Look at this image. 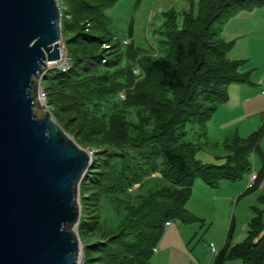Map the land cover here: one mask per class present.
I'll list each match as a JSON object with an SVG mask.
<instances>
[{
  "label": "trees",
  "instance_id": "16d2710c",
  "mask_svg": "<svg viewBox=\"0 0 264 264\" xmlns=\"http://www.w3.org/2000/svg\"><path fill=\"white\" fill-rule=\"evenodd\" d=\"M115 1L57 0L60 39L71 65L49 69L40 79L50 116L92 151L78 184L76 228L85 234L100 230L102 238L85 243L94 255L82 252L81 264H149L165 224L195 219L184 208L193 180L215 187L219 180L238 179L251 167L249 154L258 159L256 175L239 194L258 189L256 202L264 206V155L257 145L264 122L244 138L226 140L220 163L194 157L214 103L223 101L229 83L246 80L240 61L226 57L229 43L216 36L219 26L264 0H187L180 13L162 12L161 54L155 55L132 45L131 24L121 50L105 26L104 10ZM106 41L113 42L107 55L101 47ZM187 123L196 125L194 141L184 139ZM105 205L111 218L102 216ZM251 207L243 239L232 243L230 219L212 264H264V207Z\"/></svg>",
  "mask_w": 264,
  "mask_h": 264
},
{
  "label": "water",
  "instance_id": "95a60500",
  "mask_svg": "<svg viewBox=\"0 0 264 264\" xmlns=\"http://www.w3.org/2000/svg\"><path fill=\"white\" fill-rule=\"evenodd\" d=\"M56 0H0V264H78V182L90 161L36 100L59 58Z\"/></svg>",
  "mask_w": 264,
  "mask_h": 264
},
{
  "label": "rangeland",
  "instance_id": "374dc122",
  "mask_svg": "<svg viewBox=\"0 0 264 264\" xmlns=\"http://www.w3.org/2000/svg\"><path fill=\"white\" fill-rule=\"evenodd\" d=\"M195 1L192 0L194 4ZM186 7L187 0H116L104 10L106 16L105 26L112 37L120 44L121 50H124L126 47L124 43L129 40L127 27L131 24L130 39L132 45L150 51L151 54L155 55V52L160 48L158 43L163 39V36L159 34L163 22L161 13L168 9L180 13ZM176 23L177 26H180V14L177 16ZM216 36L229 43L226 57L240 61L238 71L246 77V80L240 83H229L225 87V98L223 101L214 103L213 110L205 122V136L201 138L194 157L200 162L214 164L220 163L222 159L219 157L226 154V140L233 135L244 138L250 133L258 131L264 122V94L261 93L264 89V5L250 10L233 12L220 24ZM59 38L61 37L59 36ZM112 43L108 41L109 48H107V41L101 43L104 54L109 53ZM157 53L161 54L159 51ZM48 70H44L39 75L37 88L40 87L42 75ZM51 72H56V70H51ZM40 105L43 109H47L43 104ZM50 117L56 124L53 117ZM57 127L60 128L58 125ZM61 130L72 139L70 132L67 133L64 129ZM185 131V140H196V125L187 123ZM257 145L264 155V135H259ZM78 146L90 153L92 152L87 146ZM248 159L251 167L247 173L241 174L238 179L219 180L215 187L206 185L199 178L193 180L191 192L184 203V208L194 215L195 219L188 222L173 219L168 226H164L162 233L166 229H172L175 231L176 237L168 235L169 240L167 239V246L165 247L160 246V238L158 239L156 247L158 249L162 248L164 252L161 254L163 259H167L168 255L173 257V253L179 251L181 253L179 254L180 261L183 264H212L213 257L209 254L207 244L210 242L215 248L221 246L228 221L233 220V239L237 233L246 230V222L252 215L251 206L264 207L256 202L258 189L239 194L246 186L248 173L250 171L254 172L253 168H256L258 164V159L256 160L252 154H249ZM156 174L154 173V175ZM135 186H132V188ZM102 216L112 217L109 205L104 206ZM110 222L107 220L106 224ZM74 230L80 242L78 264H81L82 255L86 252V247L83 246L95 238L101 239L102 231L98 230V232L85 234L82 231L79 232L76 225ZM86 253L88 257L94 255L93 252ZM153 255L152 253L150 259ZM90 260H88V264H91ZM231 262L240 264L238 259L225 261L224 264ZM152 264H154L153 261ZM155 264H164V260L163 262L157 260Z\"/></svg>",
  "mask_w": 264,
  "mask_h": 264
},
{
  "label": "built area",
  "instance_id": "2783aa9c",
  "mask_svg": "<svg viewBox=\"0 0 264 264\" xmlns=\"http://www.w3.org/2000/svg\"><path fill=\"white\" fill-rule=\"evenodd\" d=\"M57 42H58V54H59L58 56H59V58H57L55 60L45 61V70L46 69H56L58 71H65L71 65L70 59L67 55L66 48L64 47L63 42L61 41L60 38H58ZM261 93L264 94V89L261 91ZM44 99H45V95H44L43 91L41 90V88L38 87L37 91H36V100L39 102V104H43L44 107H46ZM255 175H256L255 170H254V172L250 171L248 173L247 183H246L245 188L251 186V184L253 183V180L255 179ZM207 246L209 249V254L211 256H214L217 252V248H215L212 243H208Z\"/></svg>",
  "mask_w": 264,
  "mask_h": 264
},
{
  "label": "crops",
  "instance_id": "0c3cea01",
  "mask_svg": "<svg viewBox=\"0 0 264 264\" xmlns=\"http://www.w3.org/2000/svg\"><path fill=\"white\" fill-rule=\"evenodd\" d=\"M170 224V222H168L165 226H168ZM174 234V235H173ZM168 235H170V236H172V237H176V235H175V231L174 230H172V229H166V231H164L163 233H162V235H161V237H160V243H161V245L160 246H162V247H165V246H167V239L169 240V237H168ZM245 236V231L244 232H242V233H237L236 235H235V238L232 240V243H238V242H240L242 239H243V237ZM172 239H174V238H172ZM210 243V242H209ZM219 248V247H218ZM217 248V249H218ZM164 252H163V250H162V248L160 247L159 249L155 246V248L153 249V256H152V258L151 259H149V264H152V261L154 262V264H155V262L157 261V260H160L161 262H163V260H164V264H170V263H173V264H183V262H181L180 261V259H181V257L179 256V254H181L179 251H176V253H173V257H170L169 255H168V258L167 259H163V257H162V255L161 254H163ZM182 257H183V254L181 255ZM184 259V258H183ZM239 260V259H238ZM226 261H228V260H226ZM233 262V261H232ZM229 263V264H233V263ZM239 262H240V264H242V262L239 260ZM224 264V263H223ZM234 264H239V263H234Z\"/></svg>",
  "mask_w": 264,
  "mask_h": 264
},
{
  "label": "bare ground",
  "instance_id": "6f19581e",
  "mask_svg": "<svg viewBox=\"0 0 264 264\" xmlns=\"http://www.w3.org/2000/svg\"><path fill=\"white\" fill-rule=\"evenodd\" d=\"M38 102V101H37ZM39 103V102H38Z\"/></svg>",
  "mask_w": 264,
  "mask_h": 264
}]
</instances>
